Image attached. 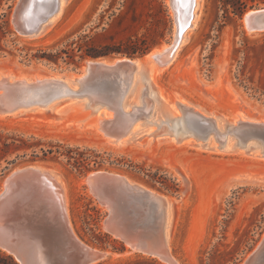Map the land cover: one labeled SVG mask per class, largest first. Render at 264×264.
Masks as SVG:
<instances>
[{"label":"rangeland","instance_id":"374dc122","mask_svg":"<svg viewBox=\"0 0 264 264\" xmlns=\"http://www.w3.org/2000/svg\"><path fill=\"white\" fill-rule=\"evenodd\" d=\"M242 1L246 8L238 15L229 3L232 0H199L195 23L187 27L183 42L159 79H151L149 91L162 101L159 105L154 101V106L173 107V102L181 99L219 115L221 124L238 112L264 114V96L255 92L259 76H264V31H247L242 21L245 12L264 7V0L238 3ZM17 2L0 0V72L28 77L72 74L91 58L77 61L76 56L74 63L60 58L52 63L37 55L72 47V42L78 41L84 43L83 48L87 43L147 47L144 53L131 56L123 52L103 56L108 60L142 57L167 46L174 32L168 0H63L62 8L49 17L39 34L20 35L12 21ZM244 62L245 76L253 81L248 86L254 89H245L238 82V69ZM87 111L75 103L60 116L55 111L32 110L0 117V190L16 168L53 167L65 186L74 233L84 243L107 252L95 264H167L137 251L125 253L123 242L104 227L106 209L88 192L84 176L98 169L124 174L171 200L169 246L178 264L243 263L264 234V181L260 179L264 155H258L260 144L216 151L212 146L221 144L213 136L210 144L198 146L196 143L208 139L180 127L183 139L172 140L174 135L162 131L167 122L157 121L142 126L127 148H115L101 132L85 124L90 120L79 123ZM57 147L61 152L78 148L98 164L91 161L89 170H77L64 154L55 152ZM48 149L53 151L48 153Z\"/></svg>","mask_w":264,"mask_h":264},{"label":"water","instance_id":"95a60500","mask_svg":"<svg viewBox=\"0 0 264 264\" xmlns=\"http://www.w3.org/2000/svg\"><path fill=\"white\" fill-rule=\"evenodd\" d=\"M168 5L176 27L166 48L151 55L158 66L166 63L165 56L173 53L181 33L189 26L195 0H168ZM59 7V0H18L12 14L14 28L20 35H37ZM242 20L247 31H264V7L250 9L242 15ZM112 59L91 58L83 69L72 72L78 75L70 83L75 90L62 87V81L57 78L28 77L30 79L26 81L0 73V114L44 107L52 98L58 97L56 101L66 105L71 100L85 97L90 108L98 104L111 113V117L98 121V129L106 137L117 140L128 134L136 116L148 112L149 104L143 100L135 110L124 106L122 99L136 68L135 57ZM177 106L182 126L194 135L206 139L214 132L210 122L187 115L191 108ZM224 131L241 142V147L248 140L256 139L262 143L264 151V122L239 120L234 125L226 124ZM212 134L222 144V136L216 132ZM48 167L16 168L3 181L0 249L12 255L18 264H95L103 260L107 256L105 250L84 243L74 233L62 183L57 179L58 174ZM260 179L264 181V175ZM84 182L88 192L106 209L103 223L110 234L118 236L134 251L161 259L172 256L166 235L167 210L171 202L166 196L108 170L91 171L84 176ZM171 264L177 263L171 261ZM242 264H264V234Z\"/></svg>","mask_w":264,"mask_h":264},{"label":"bare ground","instance_id":"6f19581e","mask_svg":"<svg viewBox=\"0 0 264 264\" xmlns=\"http://www.w3.org/2000/svg\"><path fill=\"white\" fill-rule=\"evenodd\" d=\"M198 2H199V0H195V5H194V8L192 10L193 18L191 19L192 20L190 22L191 25L189 24V26H193V24L195 23V17H196L195 10L197 8ZM59 5H60L59 10H60L62 8V5H63V0H59ZM182 19H183L182 17L179 19V21L181 22V23L179 22V27H180V24H182ZM189 26H187V27H189ZM175 27H174V32H175ZM187 27L181 33L180 40H179L178 44L176 45L173 53L171 55H169V56L168 55L165 56L167 61L162 66H158L154 62V60L151 58V55H153L155 53L162 52V50L165 49L166 46H163L160 49H153L152 51L146 53L142 57H135V59H134L135 62L134 63L136 65V68L133 71L131 79L129 80V84H128L129 87H128L126 93L123 96V99H122L123 101L122 102L124 103V106L126 108L128 107L127 109L132 108L133 110H135L136 107L139 106L140 102L144 100L147 104H149V110H148L147 113H141L139 117L136 116L137 118H135V121L132 123V126H131V128H130V130H129L127 135H125L123 137H120L117 140H113V139H110V138L106 137L98 129V121L101 118H103V117H111V113L107 112L105 109L100 107L98 104L94 105L93 108H90L89 102L87 101V99L85 97H83L81 99H78V100H71L66 105H63L61 107L59 106V108H58L57 105L59 104L60 101H56V99H58V97L57 98H52V99L49 100V102H47V104L44 107H37L36 106V107H29V108L19 109L18 111L11 113L12 116L17 115L20 111H32V110L33 111L34 110L55 111V113L58 116H60V115L65 114L66 112H68L75 103H78L83 109H87L88 110L87 113H83L84 115H82L83 116L82 118L78 119L79 123L81 125H83V123H85V122L90 120L88 123H85V124L87 126H90V128H92L91 130H93V131L95 130L97 132H101L100 134L101 135L103 134L102 137L104 138V140H106L108 142V144L111 145L112 147H115V148H127L129 146V144H131L132 141L135 140L134 138L139 134L140 129L143 128L142 126H144L146 124H154L157 121H161V122L162 121H166L167 122L164 125V129L162 131H163V133H171L172 136L174 135L172 137V140L179 141V140L183 139L184 136L181 135L182 137H180V135H179V128L180 127L181 128H185V127L182 126L183 120L181 118V114L180 115L177 114V111L179 110L177 104H181L184 107H187V105H191L193 107V109H195L197 107V105L190 104L189 102L180 99V101H174L173 102V105H174L173 107H170V105H168V104L167 105L163 104V106L160 105L159 107L154 106V101H156L158 103V105H159V103H162V101H161L160 98L157 97V95L155 93L153 94V93H151L149 91V89H150L149 86H150V83H151V79L152 80L159 79V76L161 75L162 71L165 68H167L168 64L173 59L177 49L179 48V44L181 42H183L182 39L184 38L185 33L189 29V28L187 29ZM104 60L113 61L114 59H110V60L104 59ZM88 61H90V60H88ZM88 61H86V62H88ZM86 62H84L83 66L80 69L84 68ZM0 73L9 74L8 77H10V78L26 79V81H28L30 78H32V77L28 78V76H24V75L10 74L7 71L0 72ZM0 76H1V74H0ZM50 76H52V77H50ZM75 77H78V75L77 74H65V75H60V76L59 75H57V76L49 75V76H43V77H37V78H39V79H43V78H48V79L49 78H57L60 81H62V83H63V85H61L62 87H65V88L67 87V89L69 88L71 90H75V87L70 84V83H72L74 81L73 78H75ZM34 78H36V76H34L33 79ZM139 82L141 83L140 87H139ZM131 95H133V97L137 95L136 96L137 98L130 99ZM59 98H61V97H59ZM55 106H56L57 109L55 108ZM153 109L154 110L155 109L159 110L158 111V117L156 116V114H154ZM193 109L191 108V110L187 111V115L190 113L189 116H193L196 119H200V121H202V122H206V123L210 122L211 123L210 126L213 127L212 131L216 132V134H218L219 136H222L223 142H222L221 146L217 145L216 143L212 146V148H215L216 151H218L220 149H223L224 152H228L231 147L233 148L236 145L241 147L240 146L241 142L238 143L237 141H235V142L231 141V139L233 140V138L234 139H236V138L231 136L229 132L226 133L224 131V127H225L226 124L234 125L239 120L248 121V122H264V114L263 113L261 115L257 116L256 114L250 115L248 113V115H246L245 113H239L238 112V113H236L237 115H235L232 120H226L224 118L225 122L221 124L219 121L223 120V119L217 120L218 119L217 117L219 115L216 117V116H214L216 114H213L212 112H209V111H206V110H203V111L200 110V109H203V108H196V111L193 110ZM179 112H180V110H179ZM199 112H201V113H199ZM8 115L11 116L10 114H0V117H5V116H8ZM154 118H155V120H153ZM220 118H221V116H220ZM188 120L190 121L191 119L188 118ZM170 121H173L174 123L173 124L171 123V125H169ZM169 126H170L171 129H169ZM188 131H190L192 133V131L189 128H188ZM214 132L209 133V135L206 137V139H208V142L206 141L204 144H200L201 142L200 143L198 142L196 144L198 146H206L207 144H210L209 143L210 138L213 136V138L215 139L214 135L212 134ZM154 135H156V134H154ZM176 136H178V137L176 138ZM130 141H131V143H130ZM195 141H194V143H195ZM190 142L191 141H187V144H189ZM255 143L260 144V146L262 147V143L257 141L256 139L255 140H253V139L248 140V142L243 147H246L249 144L255 145ZM241 152H243V151H241ZM258 155H264V151L262 150V148L258 152ZM34 166L35 167H41V168H47L48 167L47 165H44V166L34 165ZM49 169H51L53 172L58 174V178L57 179L59 180L60 183H62V188H63V191H64V201L66 203V195H65L66 191H65V186L63 185V182H62L61 174L56 169H54L53 167H50ZM170 202H171V200H170ZM66 205H67V203H66ZM171 210H172V204H170V207H168L167 217H166V235H167L168 243L170 242L169 239H170V231H171L172 218H173L172 217L173 214H172ZM105 229H106V227H105ZM111 235H113L116 238H119L118 236H116L113 233H111ZM103 252L105 253V255H107L106 251H103ZM125 253L134 254V249L132 247H130L128 244H126ZM159 259H161V258H159ZM161 260H163L167 264H171V261H174V262H176L178 264V262L176 261V259L174 258L173 255L171 257L169 256L168 258L161 259Z\"/></svg>","mask_w":264,"mask_h":264},{"label":"trees","instance_id":"16d2710c","mask_svg":"<svg viewBox=\"0 0 264 264\" xmlns=\"http://www.w3.org/2000/svg\"><path fill=\"white\" fill-rule=\"evenodd\" d=\"M231 6H233V11H236L238 15H241L243 11L246 8L245 1H242L238 3V0L234 2H229ZM237 4V6L235 5ZM72 44H75L72 47L68 48H61L58 50H55L54 52L49 51H42L39 55H37L38 59L45 60L47 62L57 63L58 59H63L66 62H75V57L77 56V61H80L86 57L90 58H96L100 56H106L109 55L112 52H123L124 54H127L129 56L136 54V53H144L147 49V47H136V46H130L126 44L124 47H111L108 45L103 46H97L92 43H87V46L83 48L84 43L82 42H72ZM77 52V54H76ZM244 57H247V52L244 51ZM245 68L246 63L244 62L240 69H238V82L240 85H242L245 89H254V87H249L248 85L253 84L251 77L245 76ZM255 92H260L261 95L264 96V76H259L258 78V84L255 88ZM78 148H70L68 147L65 152H61L59 147L55 149L56 153H62L66 156L67 162L76 168L77 170H89L87 168V165L89 162H93L94 164H98V161L95 158H91V155H86V152L78 151ZM53 150L48 149V153H51ZM0 264H18L17 261L14 259V257L7 252L0 249Z\"/></svg>","mask_w":264,"mask_h":264}]
</instances>
